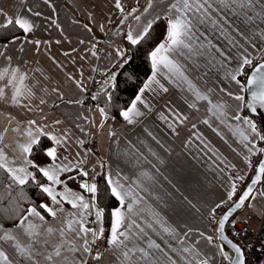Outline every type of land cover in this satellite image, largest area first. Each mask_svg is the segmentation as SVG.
<instances>
[{
	"label": "crops",
	"instance_id": "0c3cea01",
	"mask_svg": "<svg viewBox=\"0 0 264 264\" xmlns=\"http://www.w3.org/2000/svg\"><path fill=\"white\" fill-rule=\"evenodd\" d=\"M125 1L128 7L121 12L115 6L116 0H0V10L7 16L27 18L34 25L32 31L25 33L21 29V35L0 42V73L8 70L0 81L5 96L0 100V135L3 136L0 147L9 145L4 147L5 163L8 167L23 166L24 157L18 145L28 140L29 130L35 134L37 129H42L61 140L56 144L44 136L49 140L44 149L56 148L57 163L70 162L74 168L72 172L61 174L64 180L68 176L77 177L68 180L69 188L90 200L91 194L81 189L79 182L96 183L97 175L103 173L107 181L111 178L129 190L125 204L132 202L133 212L126 223L132 227L126 232L130 240L125 242L135 250L130 253L127 264L230 262L231 255L221 250L216 226L213 227L209 217L216 204L231 202L228 194L233 184L236 186L241 181L238 177L247 179L252 156L248 147L254 144L255 153L262 148L259 137L251 135L243 123V118L247 117L244 113L247 102L241 85L245 84L238 75V85L229 73L241 67L244 57L253 60L264 49V15H260L264 0H257L254 8L244 9L232 0H207V3L189 0L194 5L203 4L199 11L193 7L188 12L192 23L191 48L169 54L180 65L186 79L162 68L145 89L144 104L137 103L144 115L135 117L132 124L121 115L116 118L102 116L99 105L93 100L90 105L85 104L83 98L94 67L100 65L112 73L121 56L118 50L123 52V43H130L126 34L141 32L157 15L166 25L163 17L174 0H151L152 7L146 12L143 10L149 0ZM133 9L138 11L133 13ZM5 22L6 17L0 15V24ZM93 42H99L101 49L96 51ZM14 69L18 70V75L25 76L23 85L18 79L8 84ZM150 77L151 61L150 73L141 88ZM13 85L21 87L24 93L16 104L11 100ZM161 85L168 90L163 91ZM196 91L207 99L198 100ZM236 95L244 96L245 100H235ZM213 105L224 106L225 122L218 118ZM161 113L168 119H161ZM237 115L241 120L234 119ZM29 121L35 124L30 125ZM236 129L244 131L249 140L243 141ZM81 140L84 141L82 145ZM44 149L38 152L35 162L41 166L52 163ZM27 158L31 159L30 155ZM26 167L31 171L30 166ZM81 168L88 171V177L78 175ZM40 176L42 181L37 179L40 183H48L42 174ZM56 188L62 191L63 185ZM262 193V190H255L239 215L253 231L260 224L264 225ZM44 203L59 207L52 205L48 197ZM62 204L66 212L74 211L70 204L63 201ZM119 206L117 201L113 209ZM37 209L46 222L30 216L33 223L43 227L61 226L62 214L58 213L53 220L39 206ZM89 220H94V216ZM18 222L4 227L15 229ZM111 222L110 212L108 233L104 231L100 238L102 248L99 252L103 256L99 262L92 259L96 253L81 256L80 252L62 250L61 256L54 258V264H64V256L90 259V264H120L107 242ZM14 234L21 244L29 243V237L20 229H15ZM209 236L211 242L207 239ZM67 238L74 239V234ZM59 239L58 233H54L49 238L50 245L59 243ZM11 243L0 242V248L12 264H29L19 257ZM75 243L79 248L82 241L77 239ZM36 248L42 253L36 260L49 264L43 257L46 251H51V246L47 250L43 245ZM185 248L192 251L186 252Z\"/></svg>",
	"mask_w": 264,
	"mask_h": 264
},
{
	"label": "snow or ice",
	"instance_id": "6c2138e0",
	"mask_svg": "<svg viewBox=\"0 0 264 264\" xmlns=\"http://www.w3.org/2000/svg\"><path fill=\"white\" fill-rule=\"evenodd\" d=\"M224 2V0H221ZM233 3L237 4L240 8H254L257 0H232ZM207 3V0H205ZM116 8L123 12V7L120 3V0H116ZM152 7L151 0H149L147 7L143 11H147L148 8ZM193 7L197 11L203 8V4H191L189 0H174L172 4L168 7V14L163 17L166 20V30L163 40L149 53V59L151 61V68H152V77L148 83H145L142 88L139 89L138 94L132 100L130 106L120 112V115L123 117L125 121L129 124H132L135 117H140L144 115L138 107L137 103L144 104V100L142 99V95L146 88L149 87V83L155 80L156 75L160 72V70L166 69L168 72L179 76L181 78L186 79L184 74L181 70L180 65L170 58V53H182L184 49H190L191 45L189 41L191 40V28L192 23L188 16V12L192 11ZM31 11V10H29ZM133 13L137 12V9L132 10ZM131 14V13H130ZM0 15H4L6 17V22L0 24V28H7L8 26L15 23V25L19 26L25 33L32 31L34 25L27 19L21 18L17 16L16 18L7 16V13H4L0 10ZM39 15V13H36ZM260 15H264V3H261V12ZM139 20V16L135 17ZM161 17L157 15L155 20H150L148 23L143 27L142 31L133 34L132 31H129L126 34V39L131 43V45H138L141 41L145 40L148 36L149 31L152 29L153 24L160 20ZM90 31V29H89ZM39 44V41H36ZM118 54L122 57L124 53L118 50ZM95 55V53H93ZM131 60V57L124 58L123 64L120 67L128 64ZM252 60L244 57L241 62V67L237 68L235 72L229 73L232 80L236 81L239 85L240 81L237 79L238 75L243 74V65H251ZM8 74V70L5 69L2 73H0V81H3L5 76ZM12 79L8 81V84H13V81L19 80L21 85L24 84L25 76L23 74L18 75V70L14 69L11 72ZM116 80V74L114 73L112 76L109 77V82H114ZM107 83V82H106ZM190 84V82H189ZM115 87V84L112 85ZM14 91L13 95L11 96V100L14 104L19 103V97L22 96L24 93L21 90V87L13 85ZM163 91H167V88H164L161 85ZM195 91V89H193ZM242 91H247L249 93L250 99L247 102V108L250 109L253 115H259L261 112H264V64H260L256 66L252 72V74L248 77L247 80V87L241 85ZM30 92V89H29ZM108 100L111 101V93H107ZM229 95H232L229 93ZM196 98L199 99H207L206 96L201 95L198 91H196ZM5 99L4 90L0 88V100ZM93 99H96V96H93ZM234 99L237 101L243 102L245 100L244 96L236 95ZM147 107V105H145ZM190 107H195V105H190ZM214 108L218 111V118L221 119V122H225L224 117V106L223 105H213ZM259 110V111H258ZM102 116H106V112L104 108L99 109ZM161 119L167 120L168 117L165 116L163 113L160 114ZM234 119L241 120L239 115L235 116ZM56 123H60L57 121ZM204 123H208L207 120ZM243 123L248 126L251 135L254 137H259L260 140L264 141V133H261L258 130L256 122L249 118L244 117ZM29 124H35V121H29ZM169 127H172L170 124ZM239 132V135L242 137L243 141H248V135H245L244 131L240 129H236ZM40 136H48L52 141L56 144H60L61 140L57 139L56 136L51 135L49 133H44L42 129H37L36 133L34 134L31 130L28 132V140L22 144L18 145V150L20 151L21 155L24 157L23 166L19 167H8L5 163L6 155L4 152V147H9V145H4L0 147V168H3L8 174L10 179L16 185L21 186V198L24 199V192L23 186L27 185L31 180L36 186L39 188L42 194H45L51 201L52 205H56L59 207H52L49 206L47 203L39 204V209H42L46 212L49 216L52 217L53 220L57 219V214L60 213L63 215V221L59 228H54L51 225L47 227H43V225H38L33 223V221L29 220V217H34L40 220L41 222L45 221V216L42 215L41 211H38L36 206H31L26 209L27 214L20 216V211H15L14 215H7V209H0V212L5 213V219H16L19 217V222L15 225V229H20L27 237H29V243L26 245L21 244L20 240L18 239L17 235L14 234L15 229L5 228L2 223H0V242H12L11 246L15 249L18 253L19 257L22 258L23 261H28L29 264H40L36 257L42 255L39 251H37V245H43L45 249L51 246V251H46L44 254V261L49 262V264H54V258L60 257L62 250H66L69 253H77L80 252L81 256L83 254L91 255L92 247L91 244H94L96 240L103 237V233L105 231L103 227V217L105 209L98 206L96 199H97V191L98 186L95 182L88 183L87 180L79 182V187L83 189L85 192L91 194V199L88 200L85 198L83 194L80 192H76L67 186L68 180H76V176H68L66 180L61 179V174L69 173L74 171L73 166H71L70 162L68 164H61L57 163V150L56 148H48L44 149L45 154L51 158L52 163L41 166L36 164L33 160L28 159V155L32 152L33 145L39 146L40 143ZM3 143V136L0 135V144ZM82 145L84 143L83 140L79 141ZM245 147H248L245 144ZM255 145L253 144L252 147H248V152L252 155H255L254 152ZM261 153H264V148L256 149ZM64 159H67L66 157ZM246 160H249V157H245ZM250 162V161H249ZM30 166L36 169L42 177L45 178L48 183H40L37 178L35 172H31L28 170ZM258 173L264 174V160H262L258 165ZM78 175L83 177H88V171L84 169H80ZM239 179H243V177H238ZM260 180V175H257L252 183L248 186L247 190L240 196L239 201L235 203L234 208L230 209L228 213H226L220 220H219V231L223 233L225 222L228 221L229 216L232 215V212L235 209L241 208L245 201L249 199L251 192L253 191V185ZM108 185L110 186V193L111 195L119 202V207L113 209L111 211V228H110V236L108 237V244L114 250V254H117V259L120 260V264H127L129 260L130 253H132L135 248H129L128 244L125 241L130 240V236L126 234L127 230L132 227V224L126 223L129 214L133 212V203L129 202L125 204L126 198L128 196L129 190H125L123 185L119 182H114L111 178H108L107 181ZM63 185L62 191H57L56 186ZM11 187V185H9ZM236 191V186L233 184L232 192L228 194V199H232V195ZM264 195V193H262ZM59 197V199H58ZM63 202H66L71 205V208L74 211H65L63 207ZM220 205H217L219 207ZM214 211V210H213ZM94 220H89V217H93ZM89 223H95L97 225L96 228H90L86 225ZM134 223V221L132 222ZM234 223V221H233ZM124 228V231H121V228ZM138 227V226H137ZM43 228V231H41ZM165 231H169L165 229ZM54 233H58L59 235V243L50 245L49 238L53 236ZM74 234V239H68L69 235ZM203 235V233H201ZM43 237V239L41 238ZM91 237V240L89 239ZM123 237V239H121ZM81 240L82 244L78 248L76 246L75 240ZM208 241H212V237H207ZM158 247V245L156 246ZM233 248L236 252L235 259L231 262V264H246L244 252L242 249L235 244H233ZM223 251V249H221ZM144 256H148V253L145 252L143 249H139ZM184 251L190 252L192 249L185 248ZM257 251L261 254L260 260L257 261V264H264V246L257 249ZM103 256V253L97 252L95 256H92V259L99 262ZM121 257L123 259H121ZM64 264H88L87 259L83 258H76L73 256L69 258L68 256H64ZM225 259H228L227 254H225ZM0 264H12V261L9 260L7 254L0 248ZM174 264V262H173ZM200 264H208L207 260L200 261Z\"/></svg>",
	"mask_w": 264,
	"mask_h": 264
},
{
	"label": "trees",
	"instance_id": "16d2710c",
	"mask_svg": "<svg viewBox=\"0 0 264 264\" xmlns=\"http://www.w3.org/2000/svg\"><path fill=\"white\" fill-rule=\"evenodd\" d=\"M165 30L166 25L160 19L153 24L148 36L140 44L131 45L128 42L123 43L124 56H120L113 67V71L116 70L115 87L111 86L103 93L95 95V100L92 99L94 103L105 109L108 117H118L120 112L132 102L150 73L149 53L163 38ZM21 34L22 30L13 23L7 28H0V42H6ZM127 57H131L130 62L120 67L123 64L124 58ZM107 93H111V101L108 100ZM39 139V146L33 145L30 154V158L34 162H36L38 152H42L49 144V140L46 137L43 136ZM30 168L31 172H35L36 178L42 181L39 172L32 167ZM96 184L98 186L96 202L99 207L105 209L103 225L105 233H108L110 212L117 205V200L111 195L109 185L103 173L97 175ZM23 192L24 199L20 195L21 186L13 183L9 174L3 168H0V209H7V215H14L15 211L22 209L23 211H20V216H23L27 208L31 206L38 207L39 204L47 200L46 195L42 194L31 180L27 185L23 186ZM4 215L5 213L0 212V223L3 225H12L19 220V217L16 219H5Z\"/></svg>",
	"mask_w": 264,
	"mask_h": 264
},
{
	"label": "built area",
	"instance_id": "2783aa9c",
	"mask_svg": "<svg viewBox=\"0 0 264 264\" xmlns=\"http://www.w3.org/2000/svg\"><path fill=\"white\" fill-rule=\"evenodd\" d=\"M120 3L123 7V10L128 7V3L125 0H120ZM93 47L98 51L101 49V44L99 42H93ZM264 59V49L261 51L257 58L252 60L251 65H243V74L239 75L240 79L243 83H246L249 73L253 69V67L261 60ZM116 74V70L112 73L106 72L100 65H96L94 67L92 76L89 81V85L83 98V103L90 105L93 96L98 95L106 91L110 88L114 82H109V77L113 74ZM107 82V83H106ZM244 113L247 117L253 119L258 127V130L262 133V124L261 121L251 113V111L247 108L244 110ZM261 147H262V140H261ZM261 152H257L255 155H252L250 158L249 163V172L246 180H241L236 183V191L233 194L231 202H220L216 204L212 211V216L209 217V220L213 227L217 225L219 218L223 215L225 210L228 209L230 204L237 198L238 195L243 191L247 182L253 172L255 171L257 164L260 160ZM260 189L264 193V174L262 176V180L260 183ZM217 205H220L217 207ZM234 221V223H233ZM90 228H95L94 223H89L86 225ZM226 235L230 240H232L238 247L242 249L245 256L246 264H257V261L260 260L261 254L257 251V249L264 246V225L260 224L258 229L253 231L251 230L242 217L240 216H233L227 223L226 228ZM92 252L91 254H95L102 248V241L98 239L95 241L94 244H91ZM88 264H90V259L87 260ZM229 262L225 261L221 264H228ZM200 264V263H199Z\"/></svg>",
	"mask_w": 264,
	"mask_h": 264
},
{
	"label": "water",
	"instance_id": "95a60500",
	"mask_svg": "<svg viewBox=\"0 0 264 264\" xmlns=\"http://www.w3.org/2000/svg\"><path fill=\"white\" fill-rule=\"evenodd\" d=\"M260 64H264V59L261 60V61H259V62L253 67V69H252L251 72L249 73L248 77L252 74L254 68H255L256 66L260 65ZM247 80H248V78H247ZM247 80H246V83H245V85H244L245 87H247ZM245 97H246V100H247V102H248L249 99H250V96H249V93H248L247 91H245ZM249 110H250V109H249ZM258 111H259V110H258ZM255 116L261 121V124H262V133H264V112H261L259 115H255ZM262 145H263L262 148H264V141H262ZM262 160H264V153H261V155H260V160H259V162H258V164H257V167H256L255 171L253 172V174L251 175V177L249 178V180H248V182H247V185L245 186V188L243 189V191L240 193V195L238 196V198L230 204V206L228 207V209L225 210V212H224L223 215L219 218V220H220V219H221L226 213H228L230 209L234 208L235 203L239 201L240 196L243 195V193L247 190L248 186L252 183L253 179H254L257 175H260V180L257 181V183H256L255 185H253V191L251 192L250 197H251V195L253 194V192H254L255 190H261L259 185H260V183H261V180H262V176H263V174L258 173V165H259V163H260ZM250 197H249V198H250ZM248 200H249V199H248ZM248 200L245 201V204H246V202H247ZM245 204H244V205H245ZM244 205H243V206H244ZM243 206H242V207H243ZM242 207H241V208H242ZM241 208H239V209H235V210L232 212V215L229 216L228 221H229V220H230V219H231V218H232V217H233V216H234V215H235V214H236ZM219 220H218V222H217V226H216L217 237H218V239L221 241V243H222L223 245H225L227 248H229V249L232 251L233 256H232L231 261L229 262V264H231V262L235 259L236 255H237L236 252H235V249L233 248V244H235V243H234L232 240H230V239L228 238V236L226 235L225 228H226V225H227L228 221L225 222V226H224L223 233H221V232L219 231ZM235 245H236V244H235ZM236 246H237V245H236Z\"/></svg>",
	"mask_w": 264,
	"mask_h": 264
},
{
	"label": "rangeland",
	"instance_id": "374dc122",
	"mask_svg": "<svg viewBox=\"0 0 264 264\" xmlns=\"http://www.w3.org/2000/svg\"><path fill=\"white\" fill-rule=\"evenodd\" d=\"M263 146V145H262ZM239 196V195H238ZM238 196H237V198H238ZM236 198V199H237ZM235 199V200H236ZM234 200V201H235ZM239 215H241V209L234 215V216H239ZM241 217V216H240ZM218 243L220 244V246L223 248V250L224 251H226L228 254H230L231 255V257H230V260L232 259V255H233V253H232V251L229 249V248H227L225 245H223L222 243H221V241L218 239ZM229 264V263H228Z\"/></svg>",
	"mask_w": 264,
	"mask_h": 264
}]
</instances>
